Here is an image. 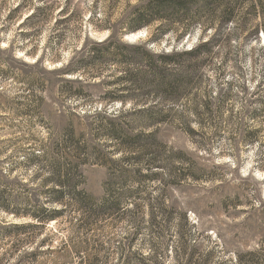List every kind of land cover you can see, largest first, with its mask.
I'll use <instances>...</instances> for the list:
<instances>
[{
	"label": "rangeland",
	"instance_id": "1",
	"mask_svg": "<svg viewBox=\"0 0 264 264\" xmlns=\"http://www.w3.org/2000/svg\"><path fill=\"white\" fill-rule=\"evenodd\" d=\"M137 1L0 0V182L25 183L31 173L23 166L80 162L83 189L99 199L107 180L114 181L115 195L131 194L128 204L139 208L138 220H146L147 208L154 209L157 202L184 215L180 223L159 221L149 229L124 222L97 224L85 235L111 248L107 252L96 251L91 241L89 247L80 248L71 233L55 227L53 244L61 248L47 253L43 264H81L83 257L122 264L115 247L123 249L128 237L133 238L131 253H146L158 242L157 230H162L163 240L172 247L178 227L188 251L210 253L209 264H264V36L253 35L263 19L249 16L242 0H229L237 3L231 27L234 74H228L236 96L200 134L190 136L164 126L157 135L160 145L142 136L139 116L126 113L122 120L135 123L133 129L117 135L120 141L112 140L106 138L115 132L112 124L103 119L88 121V108L73 111L70 103L57 96L62 82L57 72L71 59L74 48L88 39L102 42L109 36L107 30L96 29L102 20L116 31ZM44 5L54 9L39 13L28 26L22 24ZM61 7L67 9L68 18L53 32L52 20ZM144 33L135 34L131 42L124 36L123 41L132 45L143 40ZM70 124L75 127L72 138L65 131ZM191 128L198 129L195 124ZM69 138L79 151L66 147ZM167 156L174 158L167 160ZM150 157L181 168L187 179L166 187L148 181L144 176L150 174L145 167ZM166 177L162 173L158 178L166 183ZM5 218L0 212V225ZM2 243L1 239L0 252ZM167 264L173 261L168 259Z\"/></svg>",
	"mask_w": 264,
	"mask_h": 264
},
{
	"label": "trees",
	"instance_id": "2",
	"mask_svg": "<svg viewBox=\"0 0 264 264\" xmlns=\"http://www.w3.org/2000/svg\"><path fill=\"white\" fill-rule=\"evenodd\" d=\"M236 4L229 0H138L116 31L102 20L104 23L96 29L107 30L106 39L102 42L88 39L78 49L74 48L71 59L57 72L62 78L57 89L59 100L70 103L73 111L88 108L85 111V116L91 114L88 121L107 120L115 132L106 138L112 140L120 141L117 135L133 129L135 123L122 120L126 113L139 116L138 123L145 131L142 136L160 145L163 144L157 135L164 126L190 136L200 134L205 124L220 118L224 105L231 104L236 96L234 82L228 79V74H234L231 27ZM242 4L247 5L249 16L263 19V24L253 29V35L261 32L264 36V0H242ZM49 8L54 9L46 5L37 7L22 24L28 26ZM68 14L65 7L59 8L52 20L53 32ZM138 32H145L143 40L132 45L123 41L124 36ZM54 36L61 41L59 34ZM40 89L45 90V83ZM115 105L119 108L114 109ZM194 124L197 130L191 128ZM65 131L72 138L74 125L70 124ZM70 138L66 147L79 151ZM157 158L146 161L150 174L144 177L148 181L166 187L187 179L181 168L168 166ZM81 165L76 162L23 166L31 173L25 183L0 182V212L6 216L0 225L4 246L0 264H43L47 253L55 254L61 248L53 244L55 227L71 233V239H77L74 244L80 248L89 247L91 241L96 251L107 252L111 248L105 249L98 240L85 235L97 224L124 222L149 229L159 221L180 223L184 219L172 206L164 207L157 202L154 209L147 208L146 220H138L139 208L128 204L131 194L115 195L112 192L115 183L110 180L105 183L101 198L91 196L83 189ZM8 172L10 175L14 171ZM162 173L167 174L166 183L158 178ZM180 228L172 247L163 240L162 230H157L158 242L146 253H131L133 238L128 237L123 249L115 247L121 253V263L167 264L171 259L173 264H209L210 253L188 251ZM81 261V264H103L96 257L92 260L83 257Z\"/></svg>",
	"mask_w": 264,
	"mask_h": 264
},
{
	"label": "water",
	"instance_id": "3",
	"mask_svg": "<svg viewBox=\"0 0 264 264\" xmlns=\"http://www.w3.org/2000/svg\"><path fill=\"white\" fill-rule=\"evenodd\" d=\"M134 35H135V34H132V36H126V37H125V41H127V42H131V39H130V38H132Z\"/></svg>",
	"mask_w": 264,
	"mask_h": 264
}]
</instances>
